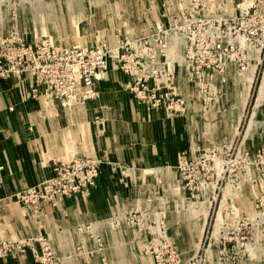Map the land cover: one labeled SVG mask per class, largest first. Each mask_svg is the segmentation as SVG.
<instances>
[{"label": "rangeland", "instance_id": "rangeland-1", "mask_svg": "<svg viewBox=\"0 0 264 264\" xmlns=\"http://www.w3.org/2000/svg\"><path fill=\"white\" fill-rule=\"evenodd\" d=\"M20 42L105 57L91 100L106 78L115 114L108 124L98 109L92 122L122 183L140 185V207L118 216L122 234L138 235L126 248L147 264H264V0H0V64ZM124 64L157 86L159 105L130 93ZM118 70L126 104L115 93ZM12 76L23 102L89 101H57L29 70L0 80ZM25 256L40 264L31 251L10 259Z\"/></svg>", "mask_w": 264, "mask_h": 264}, {"label": "crops", "instance_id": "crops-1", "mask_svg": "<svg viewBox=\"0 0 264 264\" xmlns=\"http://www.w3.org/2000/svg\"><path fill=\"white\" fill-rule=\"evenodd\" d=\"M118 72L113 76L120 87L115 93L126 104L127 95L121 92L122 88L126 90V77ZM29 77L24 80L26 84ZM108 82L106 78L97 82L95 100L62 107L46 97L23 102L15 77L0 80V230L8 238L47 236L64 264H84L86 259L90 264L148 262L139 248L125 247L126 240L133 242L138 235L122 234L118 227V216L125 206L140 207V185L122 183L123 175L102 155L106 142L100 138L103 136L98 125L92 122L91 115L98 109L103 110L108 124L114 119L109 92L104 87ZM74 156H93L101 161L97 185L88 198L65 197L56 207H46L40 214L24 209L15 200L14 192L50 176L54 161H67ZM134 158L137 159L135 153ZM82 224L89 226V232H77V226ZM124 257H136V261L125 262ZM0 264L38 263L25 256L19 260L0 258Z\"/></svg>", "mask_w": 264, "mask_h": 264}, {"label": "built area", "instance_id": "built-area-1", "mask_svg": "<svg viewBox=\"0 0 264 264\" xmlns=\"http://www.w3.org/2000/svg\"><path fill=\"white\" fill-rule=\"evenodd\" d=\"M5 50L13 55L0 64V77H7L11 71L29 70L44 93L63 103L92 99L96 94V79L106 69V59L99 49H48L20 42ZM121 70L130 77V93L143 102L153 100L152 105H159L155 84L150 85L145 77H139L133 66L124 64ZM162 105L166 109L171 107L165 101ZM100 170L101 161L93 156L54 161L50 176L17 192L15 198L24 209L40 214L46 207H56L65 197L88 198L97 185ZM28 251L40 264H56L46 236L11 239L0 233L1 259L17 258Z\"/></svg>", "mask_w": 264, "mask_h": 264}, {"label": "bare ground", "instance_id": "bare-ground-1", "mask_svg": "<svg viewBox=\"0 0 264 264\" xmlns=\"http://www.w3.org/2000/svg\"><path fill=\"white\" fill-rule=\"evenodd\" d=\"M149 23V22H148ZM150 25V24H149ZM255 65V64H254ZM76 103V102H75ZM258 104V103H257ZM261 105V104H260ZM256 108V107H255ZM257 109V108H256Z\"/></svg>", "mask_w": 264, "mask_h": 264}]
</instances>
